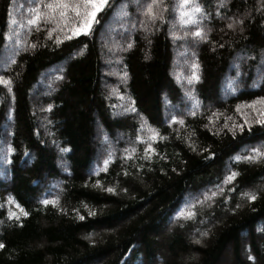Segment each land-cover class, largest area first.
Wrapping results in <instances>:
<instances>
[{
  "label": "trees",
  "instance_id": "16d2710c",
  "mask_svg": "<svg viewBox=\"0 0 264 264\" xmlns=\"http://www.w3.org/2000/svg\"><path fill=\"white\" fill-rule=\"evenodd\" d=\"M40 2L0 0V264H264V0H108L79 36Z\"/></svg>",
  "mask_w": 264,
  "mask_h": 264
},
{
  "label": "snow or ice",
  "instance_id": "6c2138e0",
  "mask_svg": "<svg viewBox=\"0 0 264 264\" xmlns=\"http://www.w3.org/2000/svg\"><path fill=\"white\" fill-rule=\"evenodd\" d=\"M156 2L157 0H152V3L147 5V16L150 20L156 19V16L152 11V9L156 6ZM187 2L188 0H184L185 4ZM107 4L108 0H48L47 3H44L43 0H41V2L36 5V8L33 9L32 18L29 19L27 23L32 26H37L41 21H43L44 23L53 24L54 27L48 29L49 34H51L52 31L56 30V26H60L64 31H68L69 25H71V31L74 36H79L82 33L87 35L91 30L92 25L97 22V13L100 12L105 6H107ZM181 7H183V4L181 5ZM41 9H44V11H41ZM194 11L199 12L200 8L195 7ZM9 15L11 16V13H9ZM183 15H185V13H181V16ZM11 23L15 24L16 21L11 20ZM141 23H143V21H141ZM234 23L239 24L240 21L236 20ZM228 27L232 28L233 24H229ZM193 35L199 37L201 36V32L198 30ZM192 67L195 69L197 66L193 64ZM195 78L196 75L195 72H193V79ZM4 83L8 84L9 82L4 81ZM259 102L264 104V99ZM248 106L252 107V105ZM237 111H239V106H237ZM213 115L216 114L213 113ZM257 115L260 117H264V110H260ZM209 121L211 123V118H209ZM255 122L264 125V119H256ZM245 123H248V121L246 120ZM234 127L238 128L240 127V125H234ZM145 151L147 152L149 150L146 149ZM253 153L254 155L244 157V159L254 162L258 157H264V153H261L256 149H253ZM237 159L240 158L237 157ZM234 176L235 173H233L232 176L226 177L225 182H231ZM108 191H112V189H108ZM213 195H215V193H213ZM245 195L248 196V199L250 201L255 199L254 194L249 195L246 193ZM41 202L44 204L48 203V201L46 200ZM188 215H191V213H189ZM201 235H206V233H201ZM196 242L199 243V241ZM0 247H3V245L0 244Z\"/></svg>",
  "mask_w": 264,
  "mask_h": 264
},
{
  "label": "rangeland",
  "instance_id": "374dc122",
  "mask_svg": "<svg viewBox=\"0 0 264 264\" xmlns=\"http://www.w3.org/2000/svg\"><path fill=\"white\" fill-rule=\"evenodd\" d=\"M34 101V100H33ZM37 102V101H36ZM34 105H36V103H34ZM36 108V109H35ZM34 109L36 110L35 111V116L37 117V116H39V114L38 113H41L40 112V110H42L43 109V107L42 106H40V104H37L36 105V107H34ZM247 110V111H246ZM246 110H242L240 113H242V115L245 117V118H251L252 120H256V119H264V117H260V116H258L257 115V113L260 111V110H264V104H262V103H260V102H256V103H254V104H252V107H246ZM40 118V117H39ZM251 120V121H252ZM39 124L41 125V128L42 127H44V121L43 120H40L39 121ZM120 136V135H119ZM107 146H108V144H107ZM109 147V146H108ZM58 192H61V189L59 188V189H57V193ZM200 195V194H199ZM193 196V194L192 195H189V199H190V202H191V204L192 203H194V202H198V200H199V197H201V196H198L197 198H194V197H192ZM177 217H178V215H176L175 217H174V219H172V220H174V221H172V222H169L168 224H166V226H165V228H164V230H163V232L162 233H165V232H167L168 231V229L170 228V227H168L169 225L170 226H173V224H174V222H175V220L177 219ZM162 244H165V242L162 240ZM225 259H227V258H225ZM224 259V260H225ZM224 260H223V263L222 264H228L229 262L227 261H225V263H224ZM183 262H186V260L184 259L183 260Z\"/></svg>",
  "mask_w": 264,
  "mask_h": 264
}]
</instances>
